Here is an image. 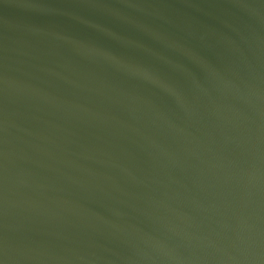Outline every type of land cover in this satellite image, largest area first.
I'll use <instances>...</instances> for the list:
<instances>
[{"label":"water","instance_id":"1","mask_svg":"<svg viewBox=\"0 0 264 264\" xmlns=\"http://www.w3.org/2000/svg\"><path fill=\"white\" fill-rule=\"evenodd\" d=\"M0 264H264V0H0Z\"/></svg>","mask_w":264,"mask_h":264}]
</instances>
